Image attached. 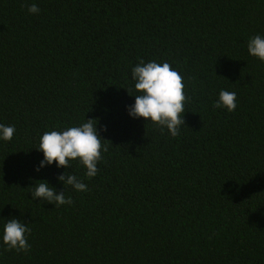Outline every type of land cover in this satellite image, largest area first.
I'll use <instances>...</instances> for the list:
<instances>
[{"label":"trees","instance_id":"trees-1","mask_svg":"<svg viewBox=\"0 0 264 264\" xmlns=\"http://www.w3.org/2000/svg\"><path fill=\"white\" fill-rule=\"evenodd\" d=\"M255 35L264 0H0V123L15 126L0 139V264H264ZM141 60L183 77L176 137L129 115ZM221 90L236 93L235 111L213 107ZM87 119L108 148L96 176L78 161L36 171L41 135ZM61 173L88 190L64 186ZM41 180L73 203L33 200ZM11 218L31 230L28 252L3 244Z\"/></svg>","mask_w":264,"mask_h":264},{"label":"clouds","instance_id":"clouds-1","mask_svg":"<svg viewBox=\"0 0 264 264\" xmlns=\"http://www.w3.org/2000/svg\"><path fill=\"white\" fill-rule=\"evenodd\" d=\"M27 10L31 14L40 11L35 3L30 4ZM247 48L250 55L264 61V37L260 35L251 37ZM132 79L135 81L134 89L139 94L135 95V103L128 106L129 115L133 118H150V121L157 124L161 131L166 128L172 137L179 135L180 128L184 125L181 114L185 112L184 105L187 100L183 77L168 62L145 63L141 60L132 68ZM236 99L235 92L221 90L213 107L226 108L228 112H233L237 107ZM97 122L96 119H87V122L63 131L44 132L37 147L43 152V159L36 171L53 162L57 168L67 169L72 161H78L86 168L87 178L96 176L99 171L97 165L103 159L102 153L108 151L107 146L101 143L102 137L98 134ZM14 133V125L0 123V139L11 141ZM57 180L63 182L64 186L71 185L77 191L88 190L85 183L69 173L59 174ZM41 181L31 191L33 200L39 197L43 201L53 203L55 207L73 203L71 197H65L64 191L57 193L47 181ZM30 231L27 224L20 220L8 219L3 228V244L6 245L7 250L28 252L31 246L26 233Z\"/></svg>","mask_w":264,"mask_h":264}]
</instances>
